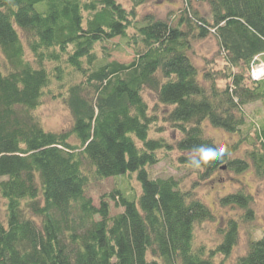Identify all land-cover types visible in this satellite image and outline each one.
<instances>
[{
	"label": "trees",
	"instance_id": "16d2710c",
	"mask_svg": "<svg viewBox=\"0 0 264 264\" xmlns=\"http://www.w3.org/2000/svg\"><path fill=\"white\" fill-rule=\"evenodd\" d=\"M129 1L0 0V264H264V235L231 259L241 222L255 219L244 189L220 199L244 210L221 229L220 243H197V226L214 214L181 180L152 176L158 152L172 145L152 137L160 116L144 98L153 92L183 135L181 163L190 165L200 146L225 148L198 168L201 179L226 165L252 167L264 180V118L246 110L264 102V79L250 73L264 59V0H183L165 18L140 14L150 0ZM196 3L209 6L210 18ZM211 34L226 67L202 81L190 52ZM120 46L132 60L112 58ZM48 98L69 109L68 130L44 128L36 111ZM208 123L237 140L219 146ZM128 173L140 194L116 188L98 205L88 196L92 180Z\"/></svg>",
	"mask_w": 264,
	"mask_h": 264
},
{
	"label": "rangeland",
	"instance_id": "374dc122",
	"mask_svg": "<svg viewBox=\"0 0 264 264\" xmlns=\"http://www.w3.org/2000/svg\"><path fill=\"white\" fill-rule=\"evenodd\" d=\"M121 2L127 8L131 6L129 0H121ZM182 5L183 0H150L147 4L140 7L139 11L140 14L154 13L158 17L165 18L172 11H178ZM196 6L202 14L210 18L209 6L206 3H196ZM118 42V38L111 40L107 45L108 49H111V44ZM111 53L113 59L121 62H128L134 56L133 52L125 46H120L118 49L111 51ZM190 55L200 71V79L202 81L205 73L210 71L218 73L226 67L224 56L219 52L218 42L213 34L207 38L195 41ZM250 73L252 79L256 77L255 81L264 79V59L256 57L252 63ZM225 83L224 79H218L220 86H224ZM144 98L149 105L150 111L160 116V121L152 130V137H162L172 145V148L158 152L160 161L149 168L152 176L156 178L173 176L181 180V187L184 190L193 191L194 194L202 198L214 214V220L204 221L197 226L195 231L197 243H204L211 248L217 246L222 239L221 229L227 225L230 219L239 218L244 214V210L239 206H222L220 203L221 197L241 189L252 195V208L255 213V219L241 222L239 241L234 248L231 259L235 260L236 257L245 254L250 240L264 235V180L257 178L252 167L244 172L237 173L227 168L226 165L223 166L224 168L216 170L207 179H201L199 169L189 164H183L180 161L183 152L177 148V142L183 135L171 123L164 120L166 107L158 103L155 94L149 90L144 91ZM246 110L257 121L264 118L263 101L250 104L246 107ZM36 114L47 131L61 132L68 130L72 126V115L61 100L46 99L37 109ZM205 127L206 135L213 138L219 146L225 143L232 144L238 138L236 135H232L221 128L213 127L209 123ZM158 128L162 130L160 132L156 131ZM74 140H76L75 137L72 138L73 143L75 142ZM248 147L249 144L245 142L234 157L244 155ZM140 186L136 173H128L104 180H92L88 185L87 194L93 199L94 204L98 205L102 195L116 188L120 189L128 197H132L134 195L133 188H135L137 194H140ZM4 210L6 211V200L0 197V217L4 216ZM119 211L114 209V213Z\"/></svg>",
	"mask_w": 264,
	"mask_h": 264
},
{
	"label": "clouds",
	"instance_id": "9594fccd",
	"mask_svg": "<svg viewBox=\"0 0 264 264\" xmlns=\"http://www.w3.org/2000/svg\"><path fill=\"white\" fill-rule=\"evenodd\" d=\"M196 155H194L190 160V165L194 168H200L202 165L208 164L210 161L218 159L221 157L225 148L221 147L218 150L208 146H200L194 149Z\"/></svg>",
	"mask_w": 264,
	"mask_h": 264
},
{
	"label": "built area",
	"instance_id": "2783aa9c",
	"mask_svg": "<svg viewBox=\"0 0 264 264\" xmlns=\"http://www.w3.org/2000/svg\"><path fill=\"white\" fill-rule=\"evenodd\" d=\"M256 77H254V79H255Z\"/></svg>",
	"mask_w": 264,
	"mask_h": 264
}]
</instances>
